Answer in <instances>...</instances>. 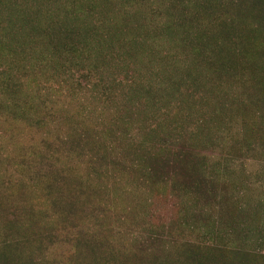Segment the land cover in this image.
Wrapping results in <instances>:
<instances>
[{
  "label": "rangeland",
  "instance_id": "374dc122",
  "mask_svg": "<svg viewBox=\"0 0 264 264\" xmlns=\"http://www.w3.org/2000/svg\"><path fill=\"white\" fill-rule=\"evenodd\" d=\"M210 1L214 10L225 2L0 0V264H19L32 252L35 262H42L43 254L49 260L54 244L61 253L67 250L49 238L62 221L44 189L48 168L51 175L65 171L70 186L86 185L91 197L80 229L108 240L114 234L117 248L141 238L144 228L177 218L176 236L157 245L167 249L168 257L161 258L171 264L184 251L174 249L173 240L202 247L233 241L264 255L259 89L250 85L251 73L244 81L238 76L246 57L229 64L234 78L217 73L207 64L220 57L204 45L199 46L203 58L193 53L194 41L181 23L197 2ZM214 13L195 23L190 35L212 30L220 15ZM253 25L244 22L237 33L251 38ZM218 71H223L220 65ZM203 82V89L191 88ZM128 128L133 130L124 136ZM166 139L177 140V148L195 149L198 165L179 161L187 174L193 168L195 175L214 182L205 198L145 184L137 159L151 154L163 161ZM68 140L84 157L60 147ZM96 149L101 152L95 156L104 159L91 168L90 160H98ZM33 166L45 171L36 173ZM163 180L172 189L174 178ZM82 216L78 212L79 221ZM213 252L215 263L234 261L228 253ZM243 256L237 257L241 264H264Z\"/></svg>",
  "mask_w": 264,
  "mask_h": 264
},
{
  "label": "trees",
  "instance_id": "16d2710c",
  "mask_svg": "<svg viewBox=\"0 0 264 264\" xmlns=\"http://www.w3.org/2000/svg\"><path fill=\"white\" fill-rule=\"evenodd\" d=\"M213 4L214 2L211 1L207 4L197 2L193 8L194 12L188 13L186 18L181 17L183 29L188 32V35L194 41L191 51L198 54L199 58H203L202 56H204V54L200 53L201 50L199 46L204 45L208 47L211 50V54L217 55L222 60L220 62L219 58V62L209 63L207 66H214L215 71L221 75H223V72H226L230 78H234V75L231 72V66H229V64H233L232 62H234L233 60L235 58L244 59L246 57L244 60H241V72L238 73V76L244 81L247 78L245 76L247 73L252 74L253 81L250 85L259 89L260 94H258V98L257 96L256 98L257 104L259 103L258 106L260 107L258 110H260L264 119V78L262 77L264 75V41H260V37L264 36V0H225L224 3L217 4L218 6L215 5L218 10H214ZM215 11H218L220 15H216L214 17L215 22L210 24L212 30L206 31V33L201 35L196 34L195 37H192L190 35V29H193L192 27H194V24L205 22L207 18H209L206 14H210L211 17L215 15ZM211 19L212 18H210V20ZM244 22L254 23V29L252 31L254 33L253 37L246 38L245 35L237 33ZM213 30L216 34L209 33ZM206 42L210 43L212 48L208 46ZM248 57L249 60H246ZM234 63L237 64V62ZM218 65H220L223 71H218ZM258 68H262V71L258 70ZM254 74L256 80L253 78ZM89 77H86L87 84L89 83ZM131 77H133V75H131ZM64 83H67V81L64 80ZM78 83V87L82 89L81 80H78ZM206 85L207 83L205 82L199 86L193 83L191 88L203 89ZM255 115L257 114L255 113ZM262 125H264V120ZM140 126L142 127V124L138 122L137 127ZM127 130L128 131H124V136L131 134L130 132L133 129L128 128ZM137 130L141 131L139 128H137ZM142 134L148 135V132L144 131ZM178 143L177 140L171 142H168L167 139L164 140L163 145L166 148H164L163 151L166 153V157H164L163 161L162 157L147 154V156H142L137 159V167L140 169L141 173H145V184L148 183L151 189L154 190V188H156V190L161 192H167L168 190H171V192L178 191L182 194L184 192L185 194L193 195V198L201 200V198H205L208 195L209 188L215 186L214 182H209V180L202 177V175H195L193 173V168L192 170L187 168V171L190 172L189 174L186 173L182 161H185L187 164L193 165L195 163L198 165L199 159L195 156V149L193 146L191 149L187 148L185 145L177 148L179 145ZM60 147L65 148L66 152L72 153L78 158L84 157L85 153L80 146L76 145L75 141L68 140ZM92 151L94 152V156L101 152V150L98 149ZM98 156H95L98 159L97 161H93L90 157L92 163L91 168L96 167L95 165L104 159L103 156H100V158ZM134 156H136V154ZM153 157H157V162H152ZM37 168L38 166L31 167L36 173L45 171L43 167ZM182 168L183 171L180 172ZM202 171H204V169ZM47 172L48 179L44 181L46 196L50 202L51 211L59 216V219L62 221V225H58L56 230L49 231V238L53 241L51 244H54L55 240H59L60 244L67 247V250L61 253L59 249L55 248L57 245L55 246L54 244L53 257L49 258V260L45 254H43L42 262H35L33 257L34 253L32 252L25 260L22 259L19 264H128L127 260L131 258L132 264H138V262L140 264H149L146 262L149 260H151L152 264H171L167 258H161L162 256H167V249L161 245L159 249L157 245L158 242L167 244L168 241H166V239H169L170 236H176L175 231H178V228H180L178 222H175L177 218L173 219L171 223L159 225L155 227V229L146 227L144 228L141 238H133L130 244L124 245L125 247L117 248V241H114V234L112 239L108 240L99 235L91 236L89 233H85L80 229L81 221L85 220V211L89 209L88 198L91 197L85 191L84 187H86V185L82 181H76L77 183H73L70 186L68 184H71L69 177L66 172L61 169L56 173H52V175L50 174V168L47 169ZM182 172L184 173L182 174ZM72 174L74 176V173ZM164 178H169V180H173L174 178V182H171L172 189L168 188L164 183L166 182L163 180ZM162 180L163 182H161ZM182 196L183 195H181V197ZM78 212L79 214H83L80 221ZM31 236L38 237V234L33 233ZM161 238L165 240H161ZM172 244L174 249L178 247V250H180L184 247V251L178 256L179 258L177 260H172L174 262L173 264H241L238 262L237 257L243 255L246 256L247 259L254 258L256 262L259 259L261 261L264 260V255L257 256L255 251L252 252L248 250L245 245H239L233 241L227 242L224 245L212 243L211 246L206 245L203 247L197 244V241L180 243L178 240H173ZM18 245H22V243ZM128 250H131V252ZM213 251L226 255L228 253L231 258H234V261L215 263L214 261L216 260H213L210 256V253H214ZM144 255L146 258L148 257L146 261H143V259H145ZM243 264L248 263L243 261Z\"/></svg>",
  "mask_w": 264,
  "mask_h": 264
}]
</instances>
